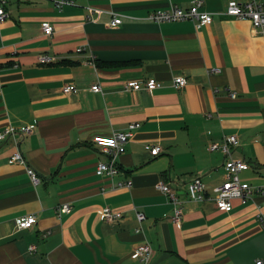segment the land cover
<instances>
[{"label": "crops", "instance_id": "obj_1", "mask_svg": "<svg viewBox=\"0 0 264 264\" xmlns=\"http://www.w3.org/2000/svg\"><path fill=\"white\" fill-rule=\"evenodd\" d=\"M0 1L9 12L0 22V130L36 127L0 141V264H143L133 251L145 242L153 247L150 264H264V194L220 210L212 188L224 180L227 154L208 149L236 134L232 156L251 164L241 179L264 186L261 30L227 15L230 0H203L201 9L215 15L201 27L149 18L194 0H75L61 8L55 0ZM117 16L122 22L111 26ZM41 53L56 60L42 63ZM176 76L187 85L175 88ZM150 78L162 86L125 89L129 80ZM69 83L78 92L65 93ZM97 83L101 90H92ZM129 130L120 172L98 175L108 156L94 137ZM148 144L161 151L152 154ZM17 149L43 177L39 185L10 161ZM196 175L210 195L204 201L188 199ZM128 180L132 186L121 185ZM160 180L184 201L181 226L171 220L174 204L157 188ZM63 204L72 211L60 214ZM104 207L122 216L107 221ZM31 213L37 222L19 229L17 219Z\"/></svg>", "mask_w": 264, "mask_h": 264}, {"label": "built area", "instance_id": "obj_2", "mask_svg": "<svg viewBox=\"0 0 264 264\" xmlns=\"http://www.w3.org/2000/svg\"><path fill=\"white\" fill-rule=\"evenodd\" d=\"M58 7L65 5H74L75 0H55ZM203 0H194L192 5L188 8H182L178 5H170L168 8H159L153 11L149 18L157 22H172L193 20L197 27L210 24L214 20V12L201 9ZM93 10V7H90ZM225 13L229 16L235 17L241 20H250L255 28H258L264 33V0H230ZM9 17V12L5 8V2L0 1V22H4ZM122 22L120 16L114 17L110 21L111 26H117ZM43 29L46 33L51 34L53 32V26L49 22L43 24ZM83 48H79L78 51H82ZM38 59L42 63H50L56 60V58L47 53H41ZM187 78L185 76H176L173 78L172 85L175 88H182L187 85ZM162 84L156 78H150L145 83H141L139 80H129L125 84L126 90H140L148 89L155 90L161 87ZM94 91H100L101 86L97 83L91 87ZM1 90V89H0ZM65 93L78 92V87L74 83L66 84L63 88ZM233 96L235 94L233 93ZM139 126V123H132L130 129H134ZM34 124H25L19 127L12 124L7 125L0 130V141L9 139L11 136L20 134L26 136L31 134L35 130ZM133 133L129 131L115 132L114 134L96 135L94 137V143L99 147L107 156V161H100L97 165L96 172L98 175L115 176L120 172L118 166V157L126 151V143L132 137ZM240 145L239 137L236 134L225 135L222 142H214L209 145L208 149L211 151L222 150L227 154V158L224 162L225 176L224 180L212 188L214 192V201L217 207L223 211H232L234 208V201L240 200L241 203H248L255 192L264 194V186H253L247 181H243L240 177V173L250 168L251 164L244 158H235L232 156V150ZM146 148L156 155L161 151V147L157 145H146ZM10 161L20 163L26 166L27 173L31 179V182L37 186L43 181L41 174L28 164L23 153L20 149H17L10 157ZM132 186L133 181L128 180L121 185ZM188 199L192 201H204L209 198V193L203 183L202 177L196 175L192 177L188 182ZM157 188L168 195L171 202L174 204V211L171 215V220L181 226L184 217V201L180 199L179 194L172 189L170 184L165 180H160L157 183ZM60 214L71 212L72 207L70 204H63L57 209ZM122 216L120 212H114L110 207H104L102 210V218L107 221L118 220ZM137 217L140 222L145 219V214L138 211ZM259 219L264 224V216L259 214ZM37 222V216L34 213L21 216L17 219V227L19 229L30 228ZM139 227L138 229H140ZM33 248V247H32ZM133 256L140 260L143 264H150L153 257V247L149 242L139 244L133 251ZM261 264L262 261H257Z\"/></svg>", "mask_w": 264, "mask_h": 264}]
</instances>
